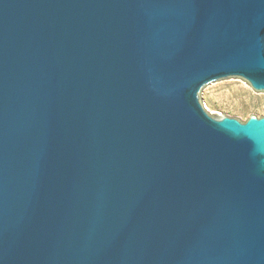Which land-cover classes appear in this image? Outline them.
Listing matches in <instances>:
<instances>
[{
  "label": "water",
  "instance_id": "obj_1",
  "mask_svg": "<svg viewBox=\"0 0 264 264\" xmlns=\"http://www.w3.org/2000/svg\"><path fill=\"white\" fill-rule=\"evenodd\" d=\"M264 0H0V264H264Z\"/></svg>",
  "mask_w": 264,
  "mask_h": 264
},
{
  "label": "rangeland",
  "instance_id": "obj_2",
  "mask_svg": "<svg viewBox=\"0 0 264 264\" xmlns=\"http://www.w3.org/2000/svg\"><path fill=\"white\" fill-rule=\"evenodd\" d=\"M206 110L215 116H232L246 121L264 115V94L245 80L216 85L205 96Z\"/></svg>",
  "mask_w": 264,
  "mask_h": 264
}]
</instances>
